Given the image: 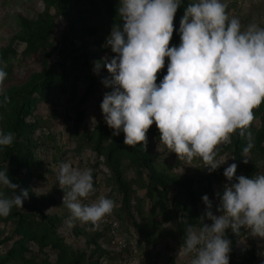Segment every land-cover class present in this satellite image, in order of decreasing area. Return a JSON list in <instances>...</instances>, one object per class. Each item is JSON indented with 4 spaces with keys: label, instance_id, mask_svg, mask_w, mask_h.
I'll use <instances>...</instances> for the list:
<instances>
[{
    "label": "clouds",
    "instance_id": "clouds-1",
    "mask_svg": "<svg viewBox=\"0 0 264 264\" xmlns=\"http://www.w3.org/2000/svg\"><path fill=\"white\" fill-rule=\"evenodd\" d=\"M181 3L119 0L122 28L115 24L103 45L114 55L94 61L93 71L98 73L103 63L111 76L102 81L112 90L104 93L100 108L112 135L123 132L126 145L140 142L144 148L146 133L155 122L160 142L188 162L202 158L212 172L227 160L217 163V146L229 142L232 133L239 130L247 140L243 153L253 147L249 130L253 109L264 101V26H242L238 17L229 18L223 0H190L177 30L180 43L169 46ZM165 57L167 71L157 83ZM7 75L5 62L0 60V94ZM14 139L13 132L0 128V147L12 145ZM236 168L233 162L224 169L228 181H233ZM92 172L73 167L71 161L59 164L58 182L63 186L62 204L70 213L69 226L76 220L95 225L114 208L108 197L84 202L94 191ZM0 186L12 190L10 196L0 191V216L9 215L14 205L22 208L29 190L17 192L19 185L6 167L0 168ZM201 199L211 224L197 228L184 220L182 247L186 255L192 254L190 264H229L226 230L237 233L246 227L252 235L264 237V174L236 175L234 182L226 184L220 215L213 214L207 194Z\"/></svg>",
    "mask_w": 264,
    "mask_h": 264
},
{
    "label": "trees",
    "instance_id": "trees-1",
    "mask_svg": "<svg viewBox=\"0 0 264 264\" xmlns=\"http://www.w3.org/2000/svg\"><path fill=\"white\" fill-rule=\"evenodd\" d=\"M79 0H43V11L33 20L19 17V30L10 38L6 47L0 49V60L6 65V71L10 70V59L16 55L15 44L23 46L22 56H40L41 70L33 72L28 79L17 86H12L0 94V128L5 132L11 131L15 134L12 145L0 147V168L6 167L8 175L20 189H28V198L24 200L22 208L15 205L7 216H0V246L9 243L13 237H18L11 248L0 256V264H108L110 262L125 261L130 257L125 250L112 248L102 249L91 239L86 243L87 250H73L67 245L56 230L60 228V220L56 216L46 213L48 205L54 201L50 197H37L30 189V180L33 171L40 167V161L35 157L37 145L33 141V135L37 129V122L29 120L40 101H47V95L54 91L64 94L68 84L67 59L78 61L83 67H88L89 74L86 77V85L81 94L75 97L73 107V132L77 128L83 116L82 105L93 94L95 85L104 87L105 92L111 91V86L106 87L103 79L110 74L101 64L98 73H94V61L101 60L96 57L91 46L96 42L97 32L94 27L87 23L82 9L78 4ZM189 2L182 0L173 20V35L169 41L171 45L180 43L178 22L184 14V9ZM61 19L66 24V30L60 41L54 38L56 20ZM56 61L48 63L53 57ZM167 70V62L157 73L161 77ZM8 99L5 100L4 97ZM254 119L249 130L253 134V147L248 154L264 151V101L253 109ZM259 118L260 126H254L255 119ZM238 131L231 135L228 143L220 147V154L228 152L237 164L236 175L252 177L257 174L252 164L245 163L243 148L247 140L238 134ZM113 130L106 124L101 116L98 125L92 133L91 149L96 156L103 159V164L110 170L111 177L117 184L124 204L128 203L133 191L131 184L122 179L126 167H130L137 175L138 187L143 190V201L150 203V212L156 208L163 215L172 218L177 232V245L182 247L185 234V221L194 224L197 228L202 223L208 224L209 219L204 215L206 205L202 196L207 194L212 201V212L220 215L218 206L223 191L211 198L212 184L219 183V179L203 173L201 170L204 164H199L191 175L182 177L173 175L160 169L152 160V155L147 147H141L138 142L135 146L124 143V133L112 135ZM146 136L160 142V133L155 122L150 125ZM162 143V142H161ZM163 144V143H162ZM164 145V144H163ZM39 166V167H38ZM145 173V180L142 174ZM12 190L4 187L6 196L11 195ZM61 193V191H60ZM172 194V197L170 195ZM141 199L137 202L142 203ZM20 209L24 213H18ZM133 229L144 239L149 247L152 244V237L141 225L137 224L132 216H128ZM11 222L10 232L1 237L2 230L7 223ZM118 232V227H117ZM100 236V234H98ZM226 238L230 241L229 264H250L253 253H237L236 243L245 236L243 228L233 233L226 230ZM109 238V237H108ZM110 241V239H109ZM28 243L33 244L38 252L50 249L56 252L54 261L51 263L47 258L36 262L34 257H28L30 250ZM183 248V247H182ZM246 255L249 258H246ZM116 259V260H115Z\"/></svg>",
    "mask_w": 264,
    "mask_h": 264
},
{
    "label": "rangeland",
    "instance_id": "rangeland-1",
    "mask_svg": "<svg viewBox=\"0 0 264 264\" xmlns=\"http://www.w3.org/2000/svg\"><path fill=\"white\" fill-rule=\"evenodd\" d=\"M190 2V0H186ZM226 4V12L229 18L238 17L242 26L249 23H257L264 26V0H223ZM79 7L82 9L89 26L94 27L97 32L96 42L92 44L91 50L96 57H107L110 59L114 53L110 47H104L105 39L110 34L112 27L119 24L122 28L123 21L118 16L119 0H79ZM43 0H0V49L7 46L10 38L19 30V17L33 20L43 11ZM183 16V15H182ZM181 16V17H182ZM181 19V18H180ZM179 19V22H180ZM178 22V27H179ZM66 30L63 20H56L54 38L60 41ZM169 46H172L169 43ZM16 55L10 59V70L5 78L4 90L24 83L28 77L36 71L41 70L40 56H22L23 46L15 44ZM57 59L53 56L48 63H53ZM168 63V58L165 57ZM68 84L66 92L62 95L54 91L47 95V101H40L36 105L29 120L37 122V129L33 135V141L37 145L35 157L40 161V167L35 169L30 180V189L37 197H50L54 203L48 205L46 213L56 216L60 220V228L56 230L64 242L73 250H87L86 243L91 239H96L97 244L102 249L110 248L108 238L109 228L106 223L97 222L95 225L89 222L76 220L72 226L66 223L70 213L67 207L60 200V184L58 182V168L61 161H71L73 167L81 170L93 169L94 191L86 198L85 203L98 201L100 197H108L114 201V208L111 213L104 218L107 221H115L118 227L119 237H123L130 244L135 254L131 258L137 264H190L191 255H186L183 248L177 245V232L172 218L163 215L156 208L150 212V203L143 201L144 191L138 187L136 172L130 167H126L122 179L131 184L133 191L128 203L124 204L121 193L117 189V184L111 177L110 170L103 164V159L96 156L91 149L92 133L98 125L103 113L100 108L104 87L98 83L95 85L93 94L82 105L83 116L74 135L73 128V107L75 97L81 94L86 85V77L89 68L83 67L78 61L67 59ZM167 71V70H166ZM166 74V72H165ZM164 74V75H165ZM163 75V76H164ZM157 77L156 82L163 78ZM264 116V112H263ZM154 123V122H153ZM254 126H260L259 118L255 119ZM236 133V132H234ZM232 133V134H234ZM231 134V135H232ZM147 137L146 146L152 160L157 167L164 169L170 174L182 177L191 175L199 164H205L200 157H194L191 162L181 159L171 151L166 145ZM228 143V142H226ZM216 156L217 163H222L217 169L209 172L206 167L201 170L203 173L216 177L219 183L212 184L211 198L215 200V195L223 191L222 182L227 180L223 175L224 169L234 162L233 157L228 152L220 154V147ZM264 146V142H263ZM247 163L252 164L257 174H264V151L262 153L244 154ZM217 172V173H216ZM255 175V176H256ZM145 173L142 179L145 180ZM233 181H229L232 183ZM0 191L4 192V187L0 186ZM172 197V194L170 195ZM141 199L143 202L138 203ZM18 213H24L20 209ZM151 235L152 244L148 247L144 239L133 229L128 216ZM103 219V218H102ZM11 230V222L7 223L2 230L1 237L6 236ZM100 234V236H98ZM254 237V236H252ZM13 239L0 246V256L5 254L12 246ZM30 253L28 257H34L36 262L47 258L53 262L56 252L45 249L38 252L37 248L27 244ZM258 246V255H255V248ZM237 253H253L250 264H264V242L243 236L235 245ZM246 258L249 256L246 255ZM116 260V259H115ZM10 264H18L12 262ZM108 264H118L110 262Z\"/></svg>",
    "mask_w": 264,
    "mask_h": 264
},
{
    "label": "built area",
    "instance_id": "built-area-1",
    "mask_svg": "<svg viewBox=\"0 0 264 264\" xmlns=\"http://www.w3.org/2000/svg\"><path fill=\"white\" fill-rule=\"evenodd\" d=\"M204 167H205V164H204ZM217 173V172H216ZM223 184V187L226 185V184H230L228 180H224L222 182ZM63 186L60 185L59 189L61 191L60 195V200L62 201V197L64 195V192H63ZM66 190V189H65ZM99 222L101 223H106V225L108 226L109 228V231L107 233L109 239H110V248L112 249H115V250H125L126 253L128 255H130V257L128 259H126L125 261H118V264H137L135 263V261H133V258L134 254H135V251L133 249V247L128 244L126 242V240L123 238V237H119V234L117 232V223L115 221H107V219L103 218L101 219ZM91 223V222H89ZM208 224H211V220H209ZM243 230L245 231V236L246 237H249V238H252L254 240H256L257 242H264V237H259V236H254L252 235L251 233V229L250 228H246V227H242ZM254 236V237H252ZM259 251H258V246L255 248V255H258ZM103 263L105 264L106 262L103 261Z\"/></svg>",
    "mask_w": 264,
    "mask_h": 264
}]
</instances>
